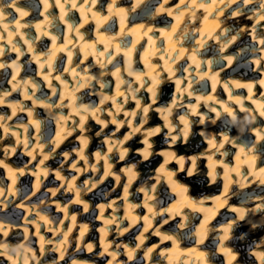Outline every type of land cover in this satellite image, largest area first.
<instances>
[{
    "label": "bare ground",
    "instance_id": "1",
    "mask_svg": "<svg viewBox=\"0 0 264 264\" xmlns=\"http://www.w3.org/2000/svg\"><path fill=\"white\" fill-rule=\"evenodd\" d=\"M1 257L264 264V0H0Z\"/></svg>",
    "mask_w": 264,
    "mask_h": 264
},
{
    "label": "rangeland",
    "instance_id": "2",
    "mask_svg": "<svg viewBox=\"0 0 264 264\" xmlns=\"http://www.w3.org/2000/svg\"><path fill=\"white\" fill-rule=\"evenodd\" d=\"M179 84H180V83H179ZM175 86H176V85H175ZM179 87H180V85H178V87H176V88L174 89V91H177V90L179 89ZM58 124H59V120H57V122H55V125H54V126H58ZM96 128H99V127L97 126ZM200 129H201V128H200ZM200 129H199V130H200ZM97 130H98V129H97ZM169 131H170V130H169ZM200 131H201V130H200ZM171 132H172V129H171ZM200 135H201V133H200ZM99 136H100V134H99L97 137H99ZM171 136H172V135H171ZM197 136H198V134H197V135H194V136L192 137V140H191V139L189 140V144L192 143V141H198V140H197ZM142 138H143V137H142ZM96 139H97V138L92 137V141H96ZM167 142H169V141H167ZM131 146H132V145H131ZM135 147H136V144H135V145L133 144V148H135ZM23 150H24V152H25L26 149H22L21 152H22ZM25 153H26V152H25ZM58 153H59V151H58L56 154H58ZM139 156H140V155H139ZM163 157H164V156H163ZM163 157H162V158H163ZM162 158H161V159H162ZM56 160H57V158H56ZM154 164H155V163H154ZM151 165H153V164H151ZM205 166H206V167H205ZM205 166H203V167H205V169L207 168V172L209 173V168H208V166H207V165H205ZM149 167H150V166H149ZM145 168H146V165H145ZM147 168H148V167H147ZM147 168H146V169H147ZM141 170H142V167H141ZM142 176H143V175H142ZM142 176H141V177H142ZM28 177H30V176H28ZM28 177H27L26 179H28ZM146 177H148V176L145 175L144 178H142V181L140 182V184L138 183L139 186L143 184V181H144V179H145ZM211 178H212V177L210 176L209 179H211ZM206 181H207V180H206ZM191 183L194 185V187H199V186L202 184V182H200L198 178H192ZM112 184H113V183H108V182H107V183L105 184V187H101V188H102L101 190L103 191V189H105V190L108 189V187H111ZM139 186H138V188H139ZM117 192H118V191H117ZM95 193H96V192H95ZM99 199L101 200V198H98V199H94V198H93L94 201H98ZM96 218H97V217H96ZM177 220H178V219H177ZM178 221H181V219L178 220ZM178 221H177V222H178ZM179 224L181 225L182 222L179 223ZM94 227H96L95 224L90 225V229H89L90 232H92V230H93ZM98 229H99V224H97V227H96V230H98ZM94 230H95V229H94ZM135 230H136V229H135ZM135 230H134L132 233H134ZM235 233H236V232H235ZM130 234H131V233H130ZM236 236H237V238L240 240L242 235H240V234L238 233V234H236ZM130 237H131V235H130ZM252 248H253V244H249V245H247V246L245 247V251H246V250L248 251V250H250V249H252ZM65 261H67V259H65L63 262H65ZM101 261H102L101 264H106V260H101ZM0 264H5V263H4V257H1V258H0ZM245 264H246V263H245Z\"/></svg>",
    "mask_w": 264,
    "mask_h": 264
},
{
    "label": "trees",
    "instance_id": "3",
    "mask_svg": "<svg viewBox=\"0 0 264 264\" xmlns=\"http://www.w3.org/2000/svg\"><path fill=\"white\" fill-rule=\"evenodd\" d=\"M171 137V136H170ZM147 168V167H146Z\"/></svg>",
    "mask_w": 264,
    "mask_h": 264
}]
</instances>
